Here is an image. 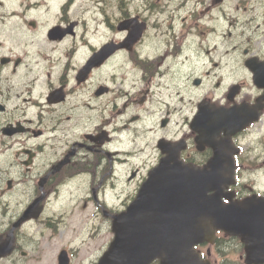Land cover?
<instances>
[{
  "label": "flooded vegetation",
  "instance_id": "1",
  "mask_svg": "<svg viewBox=\"0 0 264 264\" xmlns=\"http://www.w3.org/2000/svg\"><path fill=\"white\" fill-rule=\"evenodd\" d=\"M152 1L114 0L106 21L115 35L90 49L86 35L80 41L79 20L66 14L43 41L23 46L16 39L8 46L0 16V249L13 244L0 264L42 261L44 253L34 257L32 246L37 254L63 246L77 225L95 230L98 224L101 231L161 159L179 157L181 140L187 143L181 159L203 166L211 151H198L190 127L200 106L213 113L210 108L241 104L243 111L244 103L258 102L264 122V6L209 0L203 12L197 4L185 16L184 0L174 8L163 1L169 9ZM37 13L28 8L26 14ZM205 13L212 18L202 26ZM233 27L249 32L234 62ZM110 44H116L113 55L89 68L91 56L109 52ZM251 58L257 61L248 67ZM179 90L190 101L186 131L179 126ZM256 131L243 130L235 142ZM245 161L241 156L239 169Z\"/></svg>",
  "mask_w": 264,
  "mask_h": 264
},
{
  "label": "water",
  "instance_id": "2",
  "mask_svg": "<svg viewBox=\"0 0 264 264\" xmlns=\"http://www.w3.org/2000/svg\"><path fill=\"white\" fill-rule=\"evenodd\" d=\"M225 155V152L218 148L215 150L214 158L204 171L177 169L179 176H164L159 180L149 182L130 211L120 219L117 228L118 239L106 264L149 263L151 258L155 256L161 257L163 264H179V259L172 253V250L175 249V243L177 241L179 243H193L198 236L204 237L205 235L203 233H186L182 229L179 230V235L171 236L169 232L160 230L166 229L164 224L152 229L160 231H150L152 228L150 223L160 220L162 217L150 213L151 205L157 201V198L151 199L149 187L159 193V204L173 205V207L171 205V209L174 210V213L171 215L174 214L178 219H184V215L188 214L185 201L190 200L193 204H200L198 210L200 215L189 218V221L198 225L205 224V228L209 230V223H206L207 219L201 216V212L204 210L202 204L206 201L203 196L204 193L215 190L217 192L216 199L220 203L222 188L228 187L234 181L233 164L224 158ZM225 165L227 168L223 167ZM176 191L178 192L176 193ZM172 195L176 199H169ZM252 200L231 205H219L213 211L212 220L215 228L225 230L229 234H238L243 238V241L252 244L248 251L256 254L259 250L254 245L258 243L257 237L264 235V217L258 216L255 211V202ZM146 211L151 217L147 215ZM190 264H198V262Z\"/></svg>",
  "mask_w": 264,
  "mask_h": 264
},
{
  "label": "rangeland",
  "instance_id": "3",
  "mask_svg": "<svg viewBox=\"0 0 264 264\" xmlns=\"http://www.w3.org/2000/svg\"><path fill=\"white\" fill-rule=\"evenodd\" d=\"M8 3H17L19 0H5ZM79 1V0H78ZM238 1V0H236ZM79 2H82L79 8H74L72 12H69V18L71 19H82L83 27H87V20L90 22V19H88L86 16L90 14V11L93 12V18L94 21L91 25V31L89 35L91 36L90 40L95 42L98 37L102 34H107V31L102 27L103 21L107 20V18L112 19L113 18V0H81ZM152 4H156L158 7L160 5V8L169 9L168 5H165L164 2H159L157 0L152 1ZM27 4L22 5V7H25ZM86 9L89 11V13L86 15ZM52 10H44L40 13V15H32L28 19H34L37 21L39 27L37 31H33L29 28L28 24H23L22 28H24L21 32H13L7 31L6 35L9 36L7 39V43L11 44L13 42V37H28L32 41L34 40H42L44 38V32L47 26H49L53 22H58L60 20V16L57 11L51 12ZM107 14V18L105 16ZM87 18V20H84ZM27 19V20H28ZM15 24L19 26L17 22H12L10 28L15 29ZM55 24V23H54ZM24 39V38H22ZM30 40V41H31ZM38 42V41H35ZM255 141H258L256 139ZM243 177L246 180L247 184L250 185H256V177L250 175L248 172H243Z\"/></svg>",
  "mask_w": 264,
  "mask_h": 264
}]
</instances>
